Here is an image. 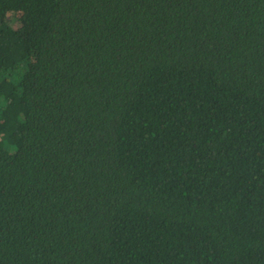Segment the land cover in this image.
<instances>
[{"label":"trees","instance_id":"16d2710c","mask_svg":"<svg viewBox=\"0 0 264 264\" xmlns=\"http://www.w3.org/2000/svg\"><path fill=\"white\" fill-rule=\"evenodd\" d=\"M0 264H264V0H0Z\"/></svg>","mask_w":264,"mask_h":264}]
</instances>
